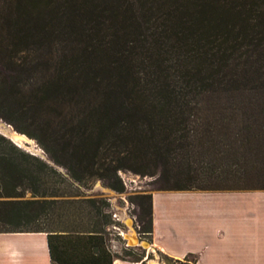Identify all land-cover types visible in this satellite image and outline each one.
Masks as SVG:
<instances>
[{
	"label": "trees",
	"instance_id": "1",
	"mask_svg": "<svg viewBox=\"0 0 264 264\" xmlns=\"http://www.w3.org/2000/svg\"><path fill=\"white\" fill-rule=\"evenodd\" d=\"M0 119L63 170L0 134V233L45 234L51 264L142 262L110 252L103 201L71 188L122 193L129 171L264 190V0H0Z\"/></svg>",
	"mask_w": 264,
	"mask_h": 264
},
{
	"label": "crops",
	"instance_id": "2",
	"mask_svg": "<svg viewBox=\"0 0 264 264\" xmlns=\"http://www.w3.org/2000/svg\"><path fill=\"white\" fill-rule=\"evenodd\" d=\"M151 248L194 264H264V190L151 193ZM0 264H51L43 233H0ZM112 264H143L113 259Z\"/></svg>",
	"mask_w": 264,
	"mask_h": 264
},
{
	"label": "rangeland",
	"instance_id": "3",
	"mask_svg": "<svg viewBox=\"0 0 264 264\" xmlns=\"http://www.w3.org/2000/svg\"><path fill=\"white\" fill-rule=\"evenodd\" d=\"M10 127L13 129L12 126ZM25 137L28 139V145L24 144L23 141L18 143V145L24 147L23 150L25 152L33 154L45 161V155L41 152V149L36 142L27 136ZM57 169L60 172H63L62 169L58 167ZM117 176L124 187L122 193L114 191L108 187L105 182L99 180L89 182L85 186L75 184L71 188V191L76 187L80 195L83 197L95 198L103 201L105 206L102 207V210L104 213L110 215L109 224L105 229L106 234L104 235L106 238V245L112 254L122 256L123 252H125V243L118 234H126L130 231V221L132 222V228L136 233L141 230V226L145 223V220L141 217L136 197L138 195H150L151 193L162 192L164 191L162 189H164L165 185L162 183L161 179L158 178L157 174L154 176H140L129 171H120L117 173ZM113 215L117 217V220L112 218ZM139 237L142 241L150 244L148 236H142L140 234ZM129 252L131 254L130 259H140L143 264H194L193 258L189 256L176 261L169 260L160 252L151 248V246L146 251L141 248H134V251Z\"/></svg>",
	"mask_w": 264,
	"mask_h": 264
},
{
	"label": "water",
	"instance_id": "4",
	"mask_svg": "<svg viewBox=\"0 0 264 264\" xmlns=\"http://www.w3.org/2000/svg\"><path fill=\"white\" fill-rule=\"evenodd\" d=\"M10 128L11 131H13V133L15 135H18V136H21V137H25L24 135L22 134H19L17 132H15L8 124H6L5 122H3L1 119H0V128L3 129V131H0V134L7 138L8 140H10L15 146H17L18 148L22 149L24 147L18 145L15 141H13V136L9 133V132H6V128ZM26 138V137H25ZM24 141V140H23ZM24 144L28 145V143L26 141H24ZM41 152L44 154V152L41 150ZM33 155V154H31ZM45 155V154H44ZM35 156V155H33ZM45 162L48 163L49 165L55 167L51 162L50 160L48 159V157L45 155ZM44 161V159H43ZM57 168V167H55ZM129 230L125 235H124V238L128 244V247H131V248H141L143 250H148L150 248V244L147 243V242H144L142 241L139 237H138V234L136 233V231H134V229L132 228V222L130 221V227H129Z\"/></svg>",
	"mask_w": 264,
	"mask_h": 264
},
{
	"label": "bare ground",
	"instance_id": "5",
	"mask_svg": "<svg viewBox=\"0 0 264 264\" xmlns=\"http://www.w3.org/2000/svg\"><path fill=\"white\" fill-rule=\"evenodd\" d=\"M0 131H3V129L2 128H0ZM6 132H9L13 137V141H15L17 144L18 143H21V141H28V139L27 138H25V137H21V136H18V135H15L14 133H13V131H11V129L8 127V128H6V130H5ZM23 141V142H24Z\"/></svg>",
	"mask_w": 264,
	"mask_h": 264
},
{
	"label": "built area",
	"instance_id": "6",
	"mask_svg": "<svg viewBox=\"0 0 264 264\" xmlns=\"http://www.w3.org/2000/svg\"><path fill=\"white\" fill-rule=\"evenodd\" d=\"M112 218L114 219V220H117V217L115 216V215H113L112 216ZM138 234V233H137ZM124 235L125 234H123V233H119L118 234V236L123 240V242L125 243V248H131V247H128V245H127V242H126V240H125V238H124ZM138 237H139V234H138ZM140 238V237H139Z\"/></svg>",
	"mask_w": 264,
	"mask_h": 264
}]
</instances>
